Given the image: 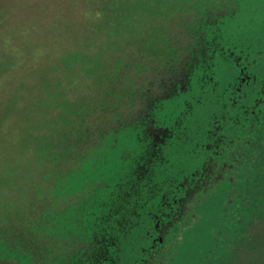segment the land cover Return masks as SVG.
Segmentation results:
<instances>
[{"label": "rangeland", "instance_id": "374dc122", "mask_svg": "<svg viewBox=\"0 0 264 264\" xmlns=\"http://www.w3.org/2000/svg\"><path fill=\"white\" fill-rule=\"evenodd\" d=\"M263 19L264 0H0V228L11 218L43 217L38 238L49 247L57 213L68 212L86 234L103 210L109 237L88 254L92 264H146L161 237L172 256L159 264H264V125L244 121L241 130L233 102L218 100L236 80L237 64L218 61L219 96L206 89L196 106L185 73L174 77L165 65L181 68V56L196 47L195 31L219 32L217 41H236L264 63ZM214 109L220 115L213 120ZM145 117L150 125L140 124ZM244 134L248 147L234 152ZM147 136L151 143L141 139ZM228 145L235 174L224 172L197 220L186 223V209L174 202L192 199L189 183ZM64 146L72 147L64 162L49 158ZM120 151L126 162L115 160ZM131 173L153 186L106 212L94 205L106 193L87 192L88 180ZM55 249L64 264L71 247L60 239Z\"/></svg>", "mask_w": 264, "mask_h": 264}, {"label": "trees", "instance_id": "16d2710c", "mask_svg": "<svg viewBox=\"0 0 264 264\" xmlns=\"http://www.w3.org/2000/svg\"><path fill=\"white\" fill-rule=\"evenodd\" d=\"M198 22V21H197ZM260 22H264L263 20H260ZM256 23V20L254 21ZM259 24L257 23L254 27L257 26V28L261 27L258 26ZM263 26V25H262ZM205 29V28H204ZM194 31V30H193ZM189 31L187 34H191ZM205 32V30H204ZM189 34V35H190ZM200 34V33H199ZM196 31L193 32L190 36L194 37L191 39V41H195V48L190 51L188 49L187 54L181 56V68H179V65H177V68L175 67L174 64L168 62H165L166 68L168 66V71L174 73V77L180 75L179 72L182 71V73H185V78H187V87L189 88L190 91H195L198 93L197 96H195V99L192 100L191 104L195 105L200 104L201 102H204L206 98L203 96L205 93L206 89H212L213 93H216L218 95V92L220 91V87L217 86L219 85L218 79L215 76V71H216V65L218 61L227 62L230 63L231 60H234L235 64H237V69H236V80L231 81L229 85H226L225 87H222L221 89V96L219 97L220 99L223 100L225 98L228 99V101L233 102V110L236 108V113L238 114L237 118L235 121L238 120L237 125H240L241 130H246L244 128V121H248L249 127L251 126H256L258 125H264V63H258L261 61V53L258 52L259 58L258 57H252L250 49H245L244 46L237 45L236 41L230 42L229 39L225 38V42L223 41H217L216 38H219V40H222V34L218 32V35L214 33L208 32L196 35ZM215 38V39H214ZM230 43H233V45ZM191 48V47H189ZM264 54V53H263ZM180 57V56H179ZM178 57V58H179ZM233 63V62H232ZM171 64V65H170ZM211 95V94H210ZM219 96V95H218ZM204 98V99H203ZM194 102V103H193ZM226 103V102H225ZM188 105V103H185ZM203 103H201L202 105ZM196 106V105H195ZM219 109H214L211 111L212 115L211 118L214 120L216 119L217 116H219ZM224 112L222 115L226 116L228 113ZM228 115V114H227ZM263 115V116H262ZM144 119V118H143ZM154 120V118H152ZM151 119V120H152ZM137 120V119H136ZM139 120V119H138ZM137 120V121H138ZM145 120H142L143 122L140 121V124L145 126L148 125V118L145 117ZM152 120V121H153ZM171 121V120H170ZM178 121V120H176ZM176 121L174 125L176 124ZM154 122L157 124V122L154 120ZM138 124V123H137ZM151 123H149L150 125ZM142 126H140L141 128ZM136 128V127H135ZM139 128V129H140ZM147 132V131H146ZM140 132H136L133 135L134 140H136V137L140 135ZM151 136H147L146 138H142L145 142L151 143ZM125 138V137H123ZM122 137L119 139V142L123 141ZM250 139L249 134H244L241 136V139L238 141L241 143L235 147L234 152L238 151L237 149L240 148L241 150L245 147H248V143ZM137 141V140H136ZM253 144V143H252ZM71 146H64L62 149H64L61 154H56L54 156H50L49 158L53 159L54 161L56 160L58 163H62L65 160H61V158L69 157L67 154L68 151L72 149ZM228 151H225V148H222V151L219 154V159L213 160L211 163H205L203 170L201 169L198 173H201L200 175L195 177L191 180L189 183L190 188V194L192 196V199L188 201L187 204H184L183 202L182 205H177L179 200L175 201L174 203L177 206V209L180 211L185 210V216H188V220L186 223H191L197 220V215L196 211L200 207L202 201L215 189V186L218 182H221L224 177V172H232L235 174V162L230 164V157L231 154H233L234 157V152L231 149V146H227ZM126 152V150H125ZM133 161H135V164L137 161L133 158V153L130 151L127 152ZM226 153V157H223L225 159H222L221 155ZM65 154V155H64ZM118 156L116 157L115 160H118L122 163V161L126 162L125 159L123 158L124 152L117 153ZM147 154V153H146ZM145 154V155H146ZM52 157V158H51ZM126 157V156H125ZM145 159V157H143ZM81 159V158H80ZM130 159V158H129ZM149 160V158H147ZM130 161V160H129ZM141 163V162H138ZM151 165V164H150ZM64 166V164H63ZM79 166V165H78ZM152 166V165H151ZM135 167V166H134ZM233 167V169H232ZM61 169L64 170L63 167ZM77 169H72L70 171V177L73 175H77L76 172ZM62 172L65 171H60L57 172V175L55 177H59L60 174H63ZM237 174V171H236ZM126 175V174H125ZM138 175V174H137ZM136 173H131L128 177H124L121 179H118L116 177H111V178H106L102 177L103 175L100 174L97 179H90L86 183H88L91 187L90 188H85L87 189L86 191H94L102 194L103 192L106 193L105 197L102 198V196L98 197V203H94V205L97 206L99 204L101 205L100 209L105 208H114L118 202H122L123 200L127 199L129 196V193L134 194L137 193L138 191L144 192L146 189L150 190V188L153 186V183H151L150 178L146 180L145 179H138ZM63 175H60L62 177ZM68 177L64 180V183L61 181V186L62 187V193L61 195L66 196V188L69 180H67ZM98 180V181H97ZM92 183V184H91ZM59 185H57L58 187ZM79 186V185H78ZM115 186L116 190H112L113 187ZM151 186V187H150ZM65 188V189H64ZM71 193L73 191H70ZM84 192V191H83ZM99 193V194H100ZM104 193V194H105ZM60 195V192L57 193ZM60 195V196H61ZM102 202V203H101ZM112 203V205H111ZM116 203V204H115ZM126 204V201L123 202ZM186 203V202H185ZM134 205V204H133ZM132 206V204H131ZM47 207V206H46ZM131 208V207H130ZM181 208V209H179ZM184 208V209H183ZM129 210V209H127ZM175 210V211H178ZM96 210H92L90 213H95ZM178 211V213H179ZM14 212V210H13ZM103 210L97 214V217L95 218L94 221H91L88 233L86 234H81L76 226V219L70 215L68 212L66 213H57L56 219L57 223L53 226L48 225V233L50 235V243L49 247L43 246L41 243V240L38 238L40 237V228L43 227V224L46 223L43 221V217L41 219L34 218L35 221L27 222L24 221L21 222L23 216L19 217V219H12L11 218V223L9 226L1 227L0 228V264H59L61 263V259L58 263V257L61 255H55L53 254H59L58 249H55V246L57 243H60V239L62 240L63 243L69 245L71 247V250H65L64 254V264H92L91 259H89L88 254L93 253L94 251H100L101 244L103 245L105 240L109 237L107 236L108 232L106 231L107 229L101 225L102 224H107L108 220V215L106 213H103ZM177 213V216H178ZM45 215V214H44ZM47 216V215H45ZM169 218L171 216H168ZM0 219H4L3 216H0ZM60 219V220H59ZM101 219V223L100 220ZM172 217L170 218L171 221ZM44 223H41V222ZM58 221H61L59 225ZM3 220L1 221V223ZM184 222V223H185ZM30 223V224H29ZM42 224V225H41ZM105 229V239L101 236L104 234ZM103 231V232H102ZM91 234V235H89ZM160 235H163V233ZM101 236V237H99ZM165 237V236H164ZM88 238L90 241L88 242ZM86 239V244L85 243ZM163 243L160 245L158 244L159 240L153 241V244L151 243V250L149 249L148 252V259L146 264H154L160 263V259L166 257L169 258L172 256V254H169L166 256L165 254V247L166 245L164 244V238H160ZM92 240V242H91ZM40 243V244H38ZM88 243H91L90 247H76L78 245L80 246H85ZM107 244V243H106ZM72 246H74L72 248ZM93 251V252H92ZM69 252V253H68ZM151 252L155 253L154 256L155 258L151 260ZM74 253L76 256H72V259L68 257H65L66 254ZM169 256V257H168ZM45 257L48 259L50 258L54 261H47L44 263ZM66 258V259H65ZM72 260H74L72 262ZM102 261V260H101ZM100 262H96L94 264H101ZM145 264V263H144Z\"/></svg>", "mask_w": 264, "mask_h": 264}]
</instances>
